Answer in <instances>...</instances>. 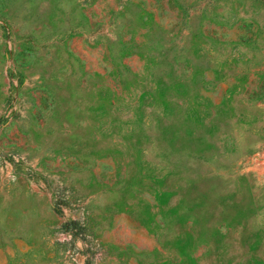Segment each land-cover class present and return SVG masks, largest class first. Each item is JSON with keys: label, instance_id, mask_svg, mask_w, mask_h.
I'll use <instances>...</instances> for the list:
<instances>
[{"label": "rangeland", "instance_id": "obj_1", "mask_svg": "<svg viewBox=\"0 0 264 264\" xmlns=\"http://www.w3.org/2000/svg\"><path fill=\"white\" fill-rule=\"evenodd\" d=\"M0 264H264V0H0Z\"/></svg>", "mask_w": 264, "mask_h": 264}]
</instances>
